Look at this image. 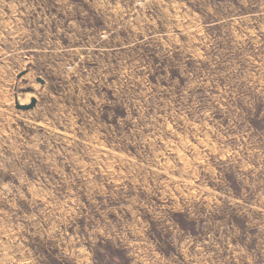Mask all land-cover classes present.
<instances>
[{"label":"rangeland","instance_id":"obj_1","mask_svg":"<svg viewBox=\"0 0 264 264\" xmlns=\"http://www.w3.org/2000/svg\"><path fill=\"white\" fill-rule=\"evenodd\" d=\"M0 264H264V0H0Z\"/></svg>","mask_w":264,"mask_h":264},{"label":"water","instance_id":"obj_2","mask_svg":"<svg viewBox=\"0 0 264 264\" xmlns=\"http://www.w3.org/2000/svg\"><path fill=\"white\" fill-rule=\"evenodd\" d=\"M34 105H35V100H33L31 104L23 105L22 108L29 109V108H32Z\"/></svg>","mask_w":264,"mask_h":264}]
</instances>
